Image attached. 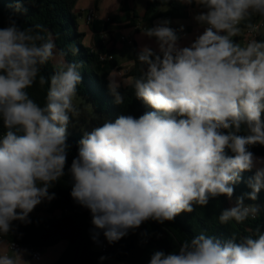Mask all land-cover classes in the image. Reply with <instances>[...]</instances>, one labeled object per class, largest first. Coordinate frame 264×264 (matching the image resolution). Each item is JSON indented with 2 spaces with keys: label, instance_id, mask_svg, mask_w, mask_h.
I'll return each mask as SVG.
<instances>
[{
  "label": "clouds",
  "instance_id": "obj_1",
  "mask_svg": "<svg viewBox=\"0 0 264 264\" xmlns=\"http://www.w3.org/2000/svg\"><path fill=\"white\" fill-rule=\"evenodd\" d=\"M176 2L201 9L193 19L202 32L182 45L183 25L174 28L164 19L144 27L142 35L154 39L156 49L145 45L137 52L142 74L131 81L115 70L108 76L115 103H124L120 89L131 84L135 98L152 110L84 132L68 168L70 196L89 210L97 244L101 234L112 245L150 221L172 222L210 198L231 200L246 171L255 170L247 198L256 201L264 189V157L250 151L264 147V39L234 40L245 30L262 34L264 0ZM45 31L12 19L0 27V120L6 130L0 136V237L15 233L14 222L31 223L30 213L55 199L49 190L65 175L68 128L79 115L73 101L82 64L67 63V52ZM49 62L53 73L46 77L41 70ZM37 79L41 88L48 85L43 106L27 91ZM245 195L220 213L221 224L259 217L262 206L245 205ZM7 247L12 255L0 254V264H30L26 250ZM149 264H264V232L257 226L223 243L201 233L178 251L154 250Z\"/></svg>",
  "mask_w": 264,
  "mask_h": 264
},
{
  "label": "trees",
  "instance_id": "obj_2",
  "mask_svg": "<svg viewBox=\"0 0 264 264\" xmlns=\"http://www.w3.org/2000/svg\"><path fill=\"white\" fill-rule=\"evenodd\" d=\"M77 1L0 0V27L7 26L10 19L22 28L35 24L43 25L46 31L42 34L45 37L51 34L56 48L67 52L66 62L82 64L80 68L82 82L78 85L77 96L101 117L114 122L121 115L139 118L145 112L151 111L152 109L143 101L135 98L131 84L128 87L122 86L120 89L124 93V103L122 105L115 103L114 96L108 87V76L114 70H121L116 59L103 64L98 55L83 44L86 34L79 32L77 16L73 12ZM154 16L162 20H183L187 18V8L176 0H168V2L154 0L147 4L146 13L141 19L144 23H148L154 19ZM136 19H138L137 16ZM253 20L255 21V17ZM101 26V23L94 22L91 29L94 33H99ZM102 29L105 30V27ZM260 39H264V35ZM72 48L78 49L75 55L71 51ZM98 50L99 52L109 51L104 47ZM143 68L144 66H139L136 60V67L128 78L139 77ZM52 73L53 62H49L42 68L41 74L50 77ZM47 88L48 85L41 88L37 79L36 84L27 91L33 100L43 106ZM5 131L3 122L0 120V136ZM81 138L82 135L70 133L68 128V143L71 148L67 157L65 175L49 190L56 195L55 199L51 202L46 201L43 205L47 216L30 215L31 223L27 225L14 222L15 233L0 237L1 239L40 250L66 242L65 251L54 264H101V256L106 257L102 264H111L112 261L120 264H149L154 250L178 251L184 240H191L201 233L213 236L223 243L231 240L233 236L239 239L250 235L257 226L264 232V189L260 191L256 201L249 200L245 195L251 191L247 181L255 174V170H252L242 173L241 182L234 185V195L231 200L225 196L210 198L206 206H196L192 213H182L172 222L161 225L150 221L142 225L135 233L130 232L120 241L109 245L108 252L100 255L94 250L95 242L91 239L92 224L89 210L76 204L70 196L71 179L68 168L71 166L72 159L78 154ZM250 151L257 157H264L262 146H253ZM227 154L233 155L230 151ZM242 195H245V205L255 203L262 206L259 217L256 220L249 218L242 223L232 220L227 224H221L218 219L220 213L230 208L231 201H236L237 197ZM66 211H68L67 214H60ZM145 231L148 233L146 238L141 236V233ZM99 239H104L102 234Z\"/></svg>",
  "mask_w": 264,
  "mask_h": 264
},
{
  "label": "crops",
  "instance_id": "obj_3",
  "mask_svg": "<svg viewBox=\"0 0 264 264\" xmlns=\"http://www.w3.org/2000/svg\"><path fill=\"white\" fill-rule=\"evenodd\" d=\"M152 1L154 0H78L74 7L73 12L74 15L77 16L79 31L86 34L85 40L87 41L88 48L98 49L104 47L112 51L118 62L119 69L121 70H116L115 73L118 74L119 78L122 80L131 81V78H123L122 76L126 70H132L136 67V54L142 46L147 45L154 50L156 49L155 40L142 35L144 27H152L155 26L157 22L162 21V19L156 18L155 16L151 22H148L151 26L142 21L141 18L146 13L147 4ZM185 6L187 8V18L185 20L183 19V21H171V26L174 28H179L181 25L184 26V38L181 40L182 45L189 44L195 39V36L203 30L193 19V16L201 11V9L197 8L195 5ZM89 10L96 11L95 23L102 24L99 33H94L91 29L92 25L89 26L86 24V15ZM136 16L138 19H136ZM136 26L140 28L138 32L134 31V27ZM103 27H105V30L102 29ZM103 33H107V38L103 37ZM122 35H133V45L128 46L134 52V57L132 59H127V57L122 55V51H124L126 47V45L119 42ZM262 35H264V32H262ZM235 40L238 41V37H235ZM138 65L144 66L140 64L139 61ZM112 74H114V72ZM3 241L5 242V246H0V254L8 252L7 241ZM62 247L60 251L51 249L46 250V253H42V258L40 260H34L26 251L24 259L30 261V264H54L65 251L67 243ZM10 255H12V253Z\"/></svg>",
  "mask_w": 264,
  "mask_h": 264
},
{
  "label": "rangeland",
  "instance_id": "obj_4",
  "mask_svg": "<svg viewBox=\"0 0 264 264\" xmlns=\"http://www.w3.org/2000/svg\"><path fill=\"white\" fill-rule=\"evenodd\" d=\"M185 20V19H184ZM183 21V20H181ZM82 23V22H81ZM184 23V22H183ZM149 26H151V24L148 23ZM80 32V31H79ZM264 32V29L263 31ZM81 33V32H80ZM245 37H246V31L241 35L238 36V42H244L245 41ZM235 40V38H234ZM83 44L88 47L87 41L84 40ZM122 55L124 57H127V59H132L134 56V52L133 50L126 46L124 51H122ZM133 69H128L126 70L123 74L124 78H128L130 76V74L132 73ZM122 76V77H123ZM73 103L76 105V107L78 108L79 111V115L78 116H74L72 119V122L69 125V132L70 133H77L83 136L84 132H91L94 128L102 126L103 123L107 120V118L105 117H101L100 115H98L91 106H89L82 98H80L79 96H76V98L74 99ZM94 121L96 123H94ZM112 122V121H111ZM235 201H231L230 203V207L234 206ZM30 215L33 216H39V217H45L47 216L43 206L38 205L34 211L32 213H30ZM61 244V245H59ZM58 245L54 246V247H50V248H46V249H42V253H46V250H58L60 251L61 248H63L62 246H64V244H66L65 242H61ZM50 257V256H49ZM111 264H120L117 263L115 261H112Z\"/></svg>",
  "mask_w": 264,
  "mask_h": 264
},
{
  "label": "built area",
  "instance_id": "obj_5",
  "mask_svg": "<svg viewBox=\"0 0 264 264\" xmlns=\"http://www.w3.org/2000/svg\"><path fill=\"white\" fill-rule=\"evenodd\" d=\"M256 19L257 18H255V20ZM95 20H96V11L95 10H89L87 12V15H86V24L90 26V25H92L95 22ZM139 30H140L139 26L134 27V31L135 32H138ZM262 31H263V29H262ZM261 36H262V34L261 35L249 34L246 31L245 41L247 39H251L253 37L256 38L257 40H259ZM119 42L121 44L126 45V46H132L133 45V35H122L120 37V39H119ZM92 52H94V53H96L98 55V58H99L100 62L103 63V64L110 63V62L115 60V56L112 53V51H110V50L108 52H99L98 49H94L93 48ZM45 202L41 203L40 206H43ZM67 213H68V211L60 212V214H67ZM99 241H100L99 244L94 243V250L97 253H99L100 255H104L109 250V244L107 243V241L105 239H99ZM7 244L11 245L12 242H7ZM13 244L15 245L16 249H24V250H26L31 255V257L34 260H40L42 258V252L38 248H35V247H24V246H22V245H20L18 243H13ZM11 253H12V249L10 247H8L7 254L10 255Z\"/></svg>",
  "mask_w": 264,
  "mask_h": 264
}]
</instances>
